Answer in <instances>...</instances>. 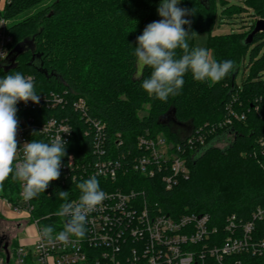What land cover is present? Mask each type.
Masks as SVG:
<instances>
[{"label":"trees","instance_id":"obj_1","mask_svg":"<svg viewBox=\"0 0 264 264\" xmlns=\"http://www.w3.org/2000/svg\"><path fill=\"white\" fill-rule=\"evenodd\" d=\"M160 2L8 0L0 16L10 22V53L19 47L22 51L13 68L3 67L1 77L16 72L30 75L35 78L38 95L63 96L65 106L50 109L43 105L17 112L40 126L52 117L68 120L74 134L62 160L73 156L85 168L107 159L118 161L125 170H120L115 188L124 193L140 192L150 212L161 211L174 219L208 215L210 228L217 229V234L207 240L213 246L227 237L229 217L235 216L241 227L264 207V32L248 42L255 23L247 33L213 35L216 5L220 2L223 6L222 20L247 10L264 19V0H244L246 9H226L228 0H180L177 7L190 11L184 17L191 22L184 25L190 49L195 47L196 35L208 34L207 48L214 59L232 60L235 68L214 85L195 81L188 73L179 94L169 96L166 102L149 97L142 89L143 79L152 70L144 68L139 73L134 55L137 37L144 28L162 19L157 11ZM45 3L46 7L30 14ZM246 61L245 71L249 73L238 85L237 77ZM80 99L86 102L85 110L76 107ZM146 106L147 112L141 117ZM170 114L179 123H191L192 133L187 139H181L166 124ZM161 134L173 146L172 152L186 160L189 170L188 178L180 177L171 189L162 173L146 177L131 168L135 157L144 152L138 147L139 139ZM29 136L48 142L38 129L29 131ZM229 137L232 141L226 148L214 145ZM98 141L101 150L96 149ZM97 179L101 189L111 184ZM84 180L87 178L74 182L60 174L51 181L50 189L36 198L34 219H41L44 226L54 230L63 227L64 221L55 212L68 199L80 196L76 185ZM60 191L69 193L67 201L59 198ZM18 196L19 182L9 177L0 188V198L16 203ZM3 219L0 216V221ZM255 239L264 240V219L256 221ZM18 245L17 237L9 241L5 232L0 234V256L13 255ZM236 259L244 264H264V257L251 255L227 258L225 263Z\"/></svg>","mask_w":264,"mask_h":264},{"label":"built area","instance_id":"obj_2","mask_svg":"<svg viewBox=\"0 0 264 264\" xmlns=\"http://www.w3.org/2000/svg\"><path fill=\"white\" fill-rule=\"evenodd\" d=\"M7 3L8 0H0V14L4 12ZM9 25L10 22L0 16V78L13 43L8 32ZM33 79L35 80L34 77ZM39 98L38 104L32 101L17 102V112L36 110L43 105L55 109L66 104L63 96L56 93L39 95ZM76 107L85 110L86 102L80 99ZM16 118L18 148L25 142L32 141L29 131L34 129H38L48 142L60 135L66 142L65 149L73 138V127L66 119L52 117L40 126L33 123V119L29 118L27 121L17 113ZM230 122L228 120L227 123ZM262 143L264 146V141ZM95 145L97 150H101L99 141ZM138 147L144 152L135 157L132 170L146 177L162 173L168 189L175 186L180 177L188 178L186 160L172 152L173 146L167 141L159 137L140 138ZM120 170L125 169L112 159L98 161L88 168L82 166L73 156L61 160V175L74 182L96 175L101 181L111 183L106 189L100 188L106 193V198L89 214L86 235L82 239L73 237V242L67 246L58 242L49 243L41 237L44 226L40 224L41 219H34L37 197L24 201L19 183V200L16 203L0 198L13 214L11 219L7 218L5 221L13 223L14 238L24 232L27 225L32 226L35 234L31 243L19 241L13 255L10 254L9 262L6 255L0 256V264H226L227 258L238 255L264 257V240L255 239L256 221L264 219V207L253 213V221L241 227L236 224L235 216L229 217L226 225L227 237L221 243L216 242L209 246L207 240L217 234V229L210 228L208 215L193 214L174 219L161 211L150 212L140 192L124 193L114 187ZM50 186L51 182L45 191ZM78 198L79 196L70 198L67 202L77 201ZM59 218L64 222L66 220L64 217ZM62 229L63 227L55 228V232ZM29 238L31 239V235ZM190 246L194 249L188 248ZM231 264L244 263L236 259Z\"/></svg>","mask_w":264,"mask_h":264},{"label":"clouds","instance_id":"obj_3","mask_svg":"<svg viewBox=\"0 0 264 264\" xmlns=\"http://www.w3.org/2000/svg\"><path fill=\"white\" fill-rule=\"evenodd\" d=\"M179 3L180 0H161L157 11L162 19L144 28L134 50L138 67L152 70L150 76L143 79L142 89L149 97L164 102L169 96L179 94L188 73L195 81L214 85L235 68L234 61L218 62L206 48L190 49L189 32L184 28L191 23L184 18L190 11L177 7ZM39 99L32 76L16 72L0 78V188L10 177L20 183L26 202L60 177L61 160L66 154V142L60 135L50 142L32 140L18 148L16 104L21 101L38 104ZM76 187L80 192L78 200L62 203L55 212L56 216L66 218L63 229L57 233L52 226H44L41 230V237L49 243L67 246L73 242V237L82 239L86 235L89 214L106 198L96 175ZM68 195L66 191L59 192L61 200L67 201Z\"/></svg>","mask_w":264,"mask_h":264},{"label":"rangeland","instance_id":"obj_4","mask_svg":"<svg viewBox=\"0 0 264 264\" xmlns=\"http://www.w3.org/2000/svg\"><path fill=\"white\" fill-rule=\"evenodd\" d=\"M229 4L227 5V7L224 8H228L231 6H238L242 9H246L245 5H244V0H228ZM46 5H48V3H45L43 5H41L39 8H37L36 10H33V12H31L30 14L32 15L33 13H35L37 10L43 9L44 7H46ZM223 6L220 2H218V4L216 5V12H217V17H216V25H215V30H213L212 34H216V35H227L229 33H247L248 31H250V29L252 28V26L255 25V23H257L260 20V16H258L256 13H254L252 10H247L246 12L240 14V15H234L231 19H225L223 18V20L221 19V15L223 12ZM222 20V21H221ZM207 40H208V34H198L194 37V42H195V47H203V48H207ZM210 53L212 54L213 58L214 55L212 53L211 50H209ZM247 62L245 63V66L242 65L241 71L237 77V84L240 85L242 82V78L245 75H248L249 70L245 68L247 67ZM141 68L138 67V71L139 73H141ZM148 107L146 106L144 108L145 111H142V113H140V116L143 117L145 115V112H147ZM166 124L170 127V129L172 131H174L181 139H187L191 133H192V125L190 122L187 123H179L176 121V119L174 118L173 115H168L167 118L165 119ZM160 139L166 141L167 138L164 134H161L159 136ZM232 139L231 137L229 138H222L219 139L215 142V146L221 149L226 148L229 143H231ZM11 214V213H10ZM9 212L7 211V209L5 210V213H1L0 216L3 217V221H0V234L5 232L7 234V238L9 241L13 240V236H14V232H13V223L5 221L7 218H5V216H10ZM42 226L43 223H41ZM31 225H27L26 230L20 234H18L17 236V241H21V240H25L27 238H29V235L32 234V232L30 231L31 229Z\"/></svg>","mask_w":264,"mask_h":264},{"label":"water","instance_id":"obj_5","mask_svg":"<svg viewBox=\"0 0 264 264\" xmlns=\"http://www.w3.org/2000/svg\"><path fill=\"white\" fill-rule=\"evenodd\" d=\"M264 32V19H260L257 23L256 26L253 30V32L248 36L247 41H252V39L254 38L255 35ZM22 51V47L16 48L13 52H11L7 58V60L5 61L3 67L6 70H9L11 68H13V65L16 61V58L18 56V54ZM39 69V68H38ZM40 71V69H39ZM8 246L5 247V249L7 250ZM7 256V262H9L10 260V255L9 253L6 254Z\"/></svg>","mask_w":264,"mask_h":264},{"label":"crops","instance_id":"obj_6","mask_svg":"<svg viewBox=\"0 0 264 264\" xmlns=\"http://www.w3.org/2000/svg\"><path fill=\"white\" fill-rule=\"evenodd\" d=\"M6 209H7V211L10 214L11 212H10L9 207L3 201L0 200V214L1 213H5V210ZM12 217H13V214L12 213L10 214V216H8V215L5 216V218H8V219H11ZM30 231L32 232V234H30L31 235V239L30 238H27L25 240H22V242H24V243H31L33 241L32 236L35 234V231H34L33 228H31Z\"/></svg>","mask_w":264,"mask_h":264}]
</instances>
